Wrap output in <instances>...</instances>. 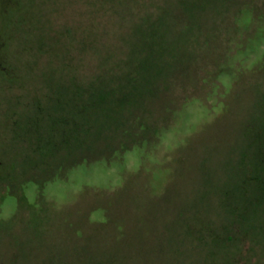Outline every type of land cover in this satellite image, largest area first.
I'll return each mask as SVG.
<instances>
[{"label": "rangeland", "instance_id": "1", "mask_svg": "<svg viewBox=\"0 0 264 264\" xmlns=\"http://www.w3.org/2000/svg\"><path fill=\"white\" fill-rule=\"evenodd\" d=\"M0 264H264V0H0Z\"/></svg>", "mask_w": 264, "mask_h": 264}]
</instances>
